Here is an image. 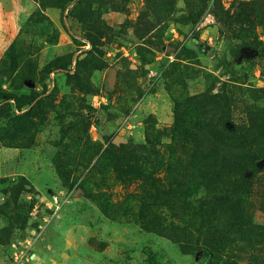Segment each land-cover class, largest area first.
Masks as SVG:
<instances>
[{"label":"rangeland","instance_id":"obj_1","mask_svg":"<svg viewBox=\"0 0 264 264\" xmlns=\"http://www.w3.org/2000/svg\"><path fill=\"white\" fill-rule=\"evenodd\" d=\"M203 247L264 264V0H0V264Z\"/></svg>","mask_w":264,"mask_h":264},{"label":"trees","instance_id":"obj_2","mask_svg":"<svg viewBox=\"0 0 264 264\" xmlns=\"http://www.w3.org/2000/svg\"><path fill=\"white\" fill-rule=\"evenodd\" d=\"M188 41L190 43H193L195 46L202 45V42L194 35H190L188 37ZM110 82L112 84L114 82V80L111 78ZM152 178L154 180V183H158V179H155L154 177H152ZM211 257H212V253H211L210 249L203 247V248H201V250L199 252V255L197 258V264H210Z\"/></svg>","mask_w":264,"mask_h":264},{"label":"water","instance_id":"obj_3","mask_svg":"<svg viewBox=\"0 0 264 264\" xmlns=\"http://www.w3.org/2000/svg\"><path fill=\"white\" fill-rule=\"evenodd\" d=\"M244 52L246 53V55L248 56V55H250V56H252V55H254V51L253 50H244Z\"/></svg>","mask_w":264,"mask_h":264}]
</instances>
